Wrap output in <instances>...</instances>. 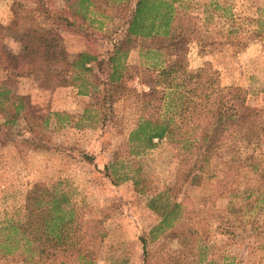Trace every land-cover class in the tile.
Wrapping results in <instances>:
<instances>
[{"label": "rangeland", "instance_id": "rangeland-1", "mask_svg": "<svg viewBox=\"0 0 264 264\" xmlns=\"http://www.w3.org/2000/svg\"><path fill=\"white\" fill-rule=\"evenodd\" d=\"M72 3L76 9L79 0H0L1 51L19 54L24 31L43 28L45 34L49 29L60 37L70 59L87 49L98 56L90 65L91 73L69 80L68 86L53 84L50 63H39L41 73L36 74H25L26 65L19 66L23 76L15 91L28 96L46 124L39 141L22 129L23 124L7 131L0 117V228L25 223L29 192L36 184L48 186L67 193L81 216L101 222L105 236L95 264H160L162 257L179 248L177 238L167 230L150 239L149 231L159 221L157 214L131 181L115 185L106 169L127 156L130 132L151 110L136 96L148 91V85L144 75L136 74L145 59L134 52L125 60L124 83L135 93L123 90L120 98L121 92L114 95L115 101L101 106L106 89L101 83L109 74L107 59L123 37L122 23L132 4L124 14L119 2L99 0L96 21L85 22L83 34L78 35L54 19L65 15ZM173 6L180 14L175 51L182 57L177 63L184 70L181 76L206 70L221 87L240 88L247 105L260 112L255 128L261 140L253 160L236 173H226V165L214 160L197 171L194 157L175 143L162 141L138 155L136 175L147 185L145 191H160L173 182L182 186L180 197L186 198L191 213L189 225L206 245L204 262L194 257L190 264H264V213L250 211L243 226H237L235 213L229 215L231 224L220 218L238 209L243 192L254 191L264 182V0H174ZM87 17L91 19L89 13ZM128 170L124 166L117 174ZM4 237L0 233V242ZM84 249L80 246L75 253ZM3 253L0 249V264H79L66 254L47 259L16 249Z\"/></svg>", "mask_w": 264, "mask_h": 264}, {"label": "trees", "instance_id": "trees-1", "mask_svg": "<svg viewBox=\"0 0 264 264\" xmlns=\"http://www.w3.org/2000/svg\"><path fill=\"white\" fill-rule=\"evenodd\" d=\"M116 1L121 13H127L129 2L132 7L122 23L125 27L123 37L107 59L109 74L101 83L106 88L101 106L115 101L114 95L119 92L120 98L123 90L135 93L124 83L125 60L130 52H134L145 59L136 74L144 75V82L148 85V91L136 96L151 110L130 132L127 156L115 159L106 167L108 175L115 185L131 181L137 191L145 195L149 209L159 218L149 231L150 239L167 230L177 238L179 248L162 257L160 264H190L194 257L204 262L206 245L189 225L191 213L186 198L180 197L182 186L173 182L164 185L160 191H145L147 185L136 175L140 171L137 157L167 141L194 157L197 171H203L214 160L226 165V173H236L253 160L260 144L261 135L255 128L260 112L247 105L240 88L221 87L209 71H188L181 76L184 71L180 68L182 57L175 51L181 24L177 7L173 6L174 0H112L113 3ZM98 3L99 0H79L76 9L72 3L63 12L65 15L54 19L62 21L69 33L83 34L85 22L92 25L96 21V12L101 10ZM101 16L107 17L102 13ZM43 31V28L26 29L23 48L17 55L0 50L1 125L11 131L23 124L22 129L39 141L43 139L40 132L46 120L28 96L15 91L18 79L23 76L19 66L26 65L25 74H36L41 73L39 63H50L53 84L68 86L78 80L79 75L91 73L90 65L98 58L93 50L87 49L70 59L61 46L60 37L49 29L47 34ZM94 90L98 88L95 86ZM88 93L82 91L83 95ZM25 141L34 144L30 138ZM36 146L42 147L41 144ZM124 166L130 169L129 173L117 174ZM261 173L264 180V169ZM242 194V204L236 211L220 217L222 220L231 224L229 215L235 213V219L239 220L237 226H243L242 220L250 211L257 209L264 213V182L256 190ZM28 200L27 221L0 228V233L5 236L0 242L3 254L8 255L15 249L37 253L47 259L66 254L76 257L79 264H95L105 236L99 220L84 218L76 210L75 203L70 202L67 193L51 191L48 186L36 184L29 192ZM80 246H84V253H75Z\"/></svg>", "mask_w": 264, "mask_h": 264}]
</instances>
